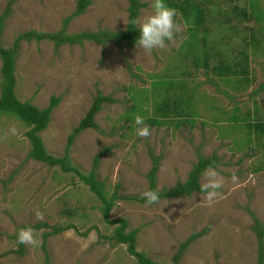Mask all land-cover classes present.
Here are the masks:
<instances>
[{"label":"rangeland","instance_id":"obj_1","mask_svg":"<svg viewBox=\"0 0 264 264\" xmlns=\"http://www.w3.org/2000/svg\"><path fill=\"white\" fill-rule=\"evenodd\" d=\"M139 1L144 5L137 19L152 12V0ZM228 1L167 0L182 8H175L180 29L172 41H166L164 49L153 50L150 55L136 43L127 45L124 41L119 45L107 40L55 45L49 40L22 39L17 44L13 71L16 99L43 108L50 96H59L47 125L36 133L47 154L62 155L67 134L96 92L111 98L94 115L96 128H86L74 136L68 149L69 163L87 174L93 155L108 146L93 170L106 196L116 187L117 196L108 218L126 219L125 231L136 230L135 251L160 264H256L253 219L264 226V147L257 143L255 147L237 149L235 143L242 132H235L238 125L227 123L224 117L233 113L234 105L241 113L264 114V0H237L235 6ZM75 3L76 0H0V14L9 6L3 19L1 45L10 47L18 33L29 30L58 31ZM191 6L201 9L197 25L192 24L190 14V18L185 15ZM236 6L251 13L257 25L255 31L252 28L256 26L250 22L231 20L220 25L221 12ZM126 7V0H89L83 12L65 25L63 33L121 30L126 24ZM250 31L251 41L240 46L248 57L247 73L243 74L247 82L239 74H214L211 68L218 62L231 63L237 57H232L233 49L226 53L228 47L221 38L224 32L235 48L241 33L246 36ZM213 43V49L223 47L219 49L222 55L211 57L203 68L199 59ZM193 56L200 61L198 65H194ZM173 81L177 83L167 89L168 95L176 94L189 105L193 113L186 120L193 122L173 127L174 121L184 117L170 110L171 123H146L150 137H138L135 117L142 116L143 111L152 114L151 82L157 88ZM239 81L243 82L242 89L236 86ZM131 97L138 101L134 110ZM27 129L15 116L0 113V264H138L125 244L109 238L114 224L102 220L98 199L74 172H62L57 165L50 167L27 158ZM229 130L234 131L223 133ZM149 152L158 157L157 190L182 182L198 155L214 154V168L224 179L222 198L209 203L205 193L192 192L188 196L160 198L153 205L128 198L142 197L148 190L145 174L151 165ZM258 165L261 168L254 171ZM204 171L198 179L200 185L205 183ZM65 209L75 212L67 217ZM37 213L43 218L38 219ZM37 222L71 223L74 227L50 234L43 244L42 233L50 229L36 227L40 246L22 244V253L17 254L14 234L18 226ZM204 227L205 232L189 242L173 262L180 243Z\"/></svg>","mask_w":264,"mask_h":264},{"label":"trees","instance_id":"obj_2","mask_svg":"<svg viewBox=\"0 0 264 264\" xmlns=\"http://www.w3.org/2000/svg\"><path fill=\"white\" fill-rule=\"evenodd\" d=\"M166 1L167 0H165V3L168 6L177 8L179 10L182 9L178 5L173 3H167ZM126 2H127L126 24L124 28L121 30L110 31L103 29L94 32L81 31L74 34H64L63 33L64 27L69 22V20L72 17L81 14L84 8L86 7V5L89 4V0H76L74 10L68 16H65L63 18L61 28L58 31L50 33V32H39V31L29 30L18 33L14 37L10 47L5 48L0 43V113L6 115L10 114L15 116L26 127H28V129L24 133L29 142V149L26 153L27 158H31L33 160L43 162L50 167L57 165L62 170V172H74V174H76L78 178L88 187L89 191L95 195V197L98 199L100 203L99 209L102 220L105 221L107 224H114L112 233L109 237L110 239L114 240L116 243L125 244L126 251L129 254L134 255L138 264H160L156 261L149 259L143 253L135 251L134 243H135L136 230L125 231L127 227L126 219H124L123 217H117L112 219L108 218V213L111 209L113 200L117 196L116 187L115 189H113V192L112 194H110V196H106L102 182L96 180L94 178V173H93V170L97 165L98 159L105 153V151L108 149V146L102 147L99 151H97L93 155L91 168L87 174L80 173L76 169V167L70 165L69 163L68 149L71 145L74 136L86 128H96V124L94 122V115L100 109L101 104L111 102V98L109 96L102 95L100 92H96L87 110L84 112L83 116L79 119L76 126L73 127L71 131L67 134L62 155L55 157L46 153L42 145V142L36 133L44 129L45 126L47 125L50 112L59 102V96H50L48 99V103L45 107L37 108L36 106L30 104L28 101L17 100L13 94V86L15 83V78L13 75L14 61L16 57L18 41L22 39L25 41H29L31 39L36 41L49 40L52 41L55 45H62L64 43L81 44L83 40H92L97 43H101L107 40L114 42L116 45H119L121 41H124L127 45H132L136 43L140 35L139 27L128 24L127 21L130 18H137L139 13L138 11L144 4L141 3L139 0H126ZM228 3L230 5L235 6L237 0H229ZM8 9L9 6L7 5L6 8L3 10V12L0 14V35L3 27V19ZM200 10L201 9H199V7L197 6H191V11H188L187 14L185 13L186 17L188 18H190L189 14L192 16L191 22L193 25H197L202 18ZM221 14L222 17L220 20L221 22L220 25H223L227 22L230 23L231 20H237L238 23L250 22L252 25L256 26L255 28L254 27L252 28V31H255V29L257 28V25H255L254 22L252 21L251 13L248 12L245 7L238 8V6H236L235 8H233V10L230 9L227 12L223 11L221 12ZM230 25L231 24H229V27L232 28ZM252 31H250L246 36H243V32H242L241 36H239L240 38L236 39L238 43V47L235 48H233L232 45L229 43L228 36L224 32L221 38L223 39L222 42L226 43V46L228 47L226 53H228L231 49H233L235 51H233L232 57L233 58L235 56L237 57L232 59V61L233 60L234 61L231 63H227L224 61L218 62L217 65L211 68L214 74H216L218 77L221 76L225 77L228 74L229 75L239 74L242 75V77L244 78L243 82H247L248 79L246 78V76H243V74L245 75L247 73L245 63L248 57L244 53L246 52V50L243 51L242 47L240 48V46L243 43H249L251 41L250 33ZM238 35L240 34L238 33ZM248 36L249 38L246 39V37ZM204 41L205 39L203 38V42ZM212 41L214 40L212 39ZM212 41L210 42L212 43ZM204 45L205 43L202 44V46ZM214 45L215 43L210 44L209 45L210 47L208 46L209 50L203 51V55L201 59H199L201 61V65L203 68L206 67L207 62L211 57L222 55V53L219 52V49L223 47L219 46L213 49ZM211 50H215V51H213L212 53ZM228 56H230V54ZM192 59H194V65H198L197 62H200L198 61V58L196 59V56H193ZM153 81L154 80H152V82ZM152 82L149 89L153 91L151 96L153 103L152 114L146 115L147 113L146 111L143 112L140 111L141 113L139 112L142 116H144L145 123L156 126L161 124L171 123L172 121L169 120H173V117L172 119H170L171 117V112H169L170 110L176 116L184 117V119L179 118L177 121H174V123H172L173 127L177 126L179 123L193 122L192 119L186 120V118H188V116H190L193 113L190 110L189 105L184 104L183 99L179 98L176 94L175 95L173 94L171 96L168 95L167 89L168 88L171 89L173 86H175L174 84H176L177 82L173 81L171 85H165V86L162 85L161 87H157V88L152 85ZM242 83H240L239 81L236 84V86L241 85L240 89H242V85H243ZM261 86H264V82L261 83ZM131 98L133 100L131 103V109L134 110L138 106V101L134 97ZM180 102H182L183 105L179 106L178 103ZM186 109H188V111H185ZM231 109H233V113L226 118L224 117V119L229 124L234 123L235 125H238V127H236L237 130H235L234 128L235 132H242V134H240L238 138V142L235 143L238 145L237 149L238 147L240 149L250 148L252 146L255 147L258 144L264 147V142L261 141L264 138V114L261 115L256 111H254L252 114L250 113V111L241 113L239 112L238 107L235 105ZM254 110H256V108ZM126 119H130V117H127ZM234 130H229L228 132H223V133L231 134V132H233ZM232 136L234 135L232 134ZM240 139L242 141L241 143L239 142ZM252 140L254 141V145L253 144L250 145V142ZM148 154L151 160V165L145 174L148 183L147 189L157 190L155 187V172L157 169L158 157L153 156L151 152H149ZM216 162H217V157L214 154L198 155L195 163H193V165L188 170L184 180L182 182H177L175 185H173L168 189L159 190L160 198H175L181 196H188L192 192L204 193L203 191H201V185L199 184L198 179L201 176L202 172L207 167H209L210 165L215 167ZM260 168L261 167L258 165L255 166L253 170L257 171ZM128 198L135 199L140 202H146V200L142 197L131 196ZM64 212L67 217H70L75 212V210L65 209ZM253 221H254L253 230L257 238L256 264H264V226L260 225L259 221L256 218H254ZM29 226L33 228L40 226L49 227L50 230L48 232L42 233V244L44 239L50 234H56L63 230L74 227V225H72L71 223L64 225H47L45 222H37L33 225H25V226L20 225L18 226L17 232L19 229ZM205 230L206 227L202 228L197 232H191L190 235L182 243H180L177 251L172 256V261L176 262L177 259L179 258L180 253L185 248V246L189 242H191L194 238L204 233ZM17 232L14 234L16 240H17V235H16ZM22 247H23L22 244H18V247L15 250V252L17 254H21Z\"/></svg>","mask_w":264,"mask_h":264},{"label":"clouds","instance_id":"obj_3","mask_svg":"<svg viewBox=\"0 0 264 264\" xmlns=\"http://www.w3.org/2000/svg\"><path fill=\"white\" fill-rule=\"evenodd\" d=\"M151 14L141 18H130L127 23L139 27V38L136 41L137 47L146 54H151L153 50L164 49L166 41H172L174 35L180 29L176 21L178 12L175 8L168 6L165 0H152ZM134 123L139 126L136 130L138 137L147 139L151 135L150 126L145 123L144 117L137 115ZM15 129H12L15 134ZM205 183L201 185V191L206 194V199L212 203L217 198H222L224 179L213 166H209L203 173ZM235 180L236 177L233 176ZM148 205L160 202L159 190H146L142 194ZM37 218L42 219V214L37 213ZM17 244H24L33 248L39 247L41 240L36 236V230L32 227H24L17 232Z\"/></svg>","mask_w":264,"mask_h":264}]
</instances>
